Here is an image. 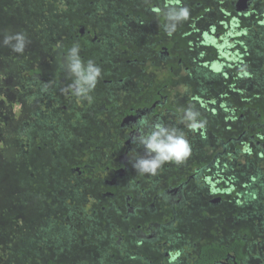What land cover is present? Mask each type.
Masks as SVG:
<instances>
[{"label": "flooded vegetation", "instance_id": "flooded-vegetation-1", "mask_svg": "<svg viewBox=\"0 0 264 264\" xmlns=\"http://www.w3.org/2000/svg\"><path fill=\"white\" fill-rule=\"evenodd\" d=\"M97 1L95 12H90L88 2L84 4L85 1L80 0L76 10L70 13L72 23L67 22L68 13L61 15L60 38H55L51 44L53 50L49 43L44 44L43 52L36 56L26 51L23 65L27 70L26 83L21 93H14V101L20 104L17 114L21 121H33L35 114L39 117L36 120L39 134L28 124L27 132L19 135L20 148L16 156L20 161L15 170L20 172L25 168L30 185L24 188L29 196L37 195L46 201V196H52L55 191L48 180H54L62 186L74 185V196L84 198L80 206L65 204L51 210L58 212L61 220L67 215L76 220L78 235L72 240H77L79 248L74 261L82 256L93 264H126V261L130 264H196L198 251L194 238L203 218L202 211L220 203V197L227 195V183L223 180L227 181L228 175L220 174L226 167L218 154L205 156L196 149L195 142L202 140H196L195 130L180 129L185 110L194 106L189 103L191 97L186 89L194 81L182 67L189 62L190 53L186 52L182 61L178 57L180 47L175 48L178 39H174V33L169 36L164 30L161 10L168 0ZM179 1L173 6L180 7ZM252 1L230 0L229 4L235 11L242 12L249 9ZM110 2H114L113 6ZM229 4L225 1L222 5ZM241 7L243 10H238ZM195 25L193 33L199 32L203 38L212 31L217 36L228 30L224 23L213 24L203 19ZM218 29L222 31L218 33ZM165 38H169L167 43L172 42L169 47L162 44ZM74 45H79L82 60H92L102 70L90 93V101L72 94L69 86L73 78L63 67L64 57ZM43 54L50 61L49 69L44 70L39 64ZM167 78L170 82H166ZM45 85L47 90H44ZM181 94L184 97L181 98ZM37 106L39 112L40 108L44 109L48 116L35 113ZM141 117L178 128L191 148L187 159L181 164L166 163L155 176L137 174L129 155L133 149L143 153V148L132 144L130 136L136 134ZM47 122L51 128L61 125V130H49L48 137L38 140ZM68 123L74 141L66 140ZM196 151L202 155L196 156ZM35 156L43 162L37 171L39 189L32 180V177L35 179L32 172ZM196 163L203 165L199 168ZM212 179L218 183L211 189L207 181L212 182ZM219 185H223L221 189ZM22 186L18 185L17 191ZM66 191L67 188L62 190L63 196ZM19 205V202L10 208L7 205L4 214L3 207L0 208L2 222L9 218L17 219L24 226L35 224V214L30 211L26 215L19 214ZM46 206L33 207L38 212ZM29 230L34 232L33 240L18 238L14 250L18 259L13 255V260L23 262L24 256L29 254L23 251L33 247L34 261L40 259L46 264L52 253L51 233L47 234L49 243L44 244L43 252L37 253L39 239L43 243L46 236L36 234L35 229ZM28 244L32 246L28 248ZM235 258L226 253L210 264H244Z\"/></svg>", "mask_w": 264, "mask_h": 264}, {"label": "trees", "instance_id": "trees-1", "mask_svg": "<svg viewBox=\"0 0 264 264\" xmlns=\"http://www.w3.org/2000/svg\"><path fill=\"white\" fill-rule=\"evenodd\" d=\"M77 1L57 0L50 10L52 18L69 14L67 22L72 23L70 13L76 10L80 0ZM84 1V4H89L92 0ZM168 1L161 10L160 19L164 23L165 10L177 0ZM180 1V7L189 9V18L177 25L173 35L175 40L178 39L175 48L180 47L178 57L183 61L185 53H190L189 62L182 65L183 71L189 73L194 81L193 85L186 86L191 97L189 103L196 109L201 100L204 104L208 101L211 106L207 111H197L198 120L204 122L203 129L207 135L196 145L200 146L202 154L210 157L218 154L226 171L231 173L227 181L223 180L228 184L227 195L220 197V203L202 211L203 218L194 238L198 251L195 263L210 264L231 253L236 257L235 261L264 264V0H253L249 9L242 12L235 11L229 4L230 0ZM225 1L229 4L227 7L222 5ZM111 3L114 2L109 3L113 6ZM237 13L241 15L239 18ZM141 16L146 19L145 15ZM202 19L213 24L224 23L228 29L239 28L242 33V37L236 36L242 58L239 64L221 66L212 46L201 47L203 42L193 31L196 30L195 23H201ZM220 31L218 29V33ZM167 39L162 44L169 47L172 42L167 43ZM200 58L203 62L199 61ZM166 82H170V78ZM202 165L198 163L197 167ZM222 186L217 187L221 189ZM199 215L196 216L198 220ZM69 232L66 230V236L57 240L50 235L55 250L46 264H69L77 257L73 243H66L67 247L61 243L76 237ZM78 259V264H93L85 257ZM41 261H35V264H42Z\"/></svg>", "mask_w": 264, "mask_h": 264}, {"label": "rangeland", "instance_id": "rangeland-1", "mask_svg": "<svg viewBox=\"0 0 264 264\" xmlns=\"http://www.w3.org/2000/svg\"><path fill=\"white\" fill-rule=\"evenodd\" d=\"M56 1L57 0H0V41L3 40L4 35L14 33L25 34L28 41L23 54L15 53L11 50V48L0 44V208L3 207L4 211L2 214H4V212L7 210L5 208L7 205H10V208L12 205L17 206L19 202L21 204L19 205L20 208L18 209L20 212L19 214L24 212L26 215L30 211L36 216L35 224H30L29 226L22 225L19 221H17V219H13L11 221V219L9 220V218H5V220H8L6 221L7 223L5 220L2 222L0 217V264H14L13 258H17L14 250L18 242V238L33 240L34 232L29 230L30 228L35 229L37 231L36 234L46 236V241L43 243L42 239H39L37 253L43 252L44 244L49 243L47 236L48 232H50L51 235L56 238V240L63 236L65 237L66 235L64 233L66 230L72 232V234L70 232L68 233L72 236L78 235L76 233L77 228L74 217L72 218L68 215L64 217L65 215H63L64 219L61 220V216H59L60 214H58V212L55 213L51 211L58 208L60 205L66 204L69 207H74L72 205L77 204L80 206L82 204L84 198L74 196L76 192L74 185L68 183L67 186H62V184L59 182L56 183L54 180H48V182H50L51 188L55 189V191L53 192L54 194L52 196H46L45 201L44 199H40L37 195L29 196V192L25 190V188H28L30 185L27 182L25 168L23 167L20 172L15 170V168H17V163L20 161V158L17 157L18 155L16 156V153L19 152L20 148L18 145L19 135H23L27 132L28 124H30V128L34 126L36 133L39 134V125L36 121L39 117H37L35 114V120L28 122L26 119H23L21 121V119L18 118V112L20 111L21 107L18 101H14L16 97L14 93H21L22 87L26 83L24 82V76L26 77L27 70L26 67L23 68V65L25 64L26 51L29 50L32 56H36L38 53H41V51L43 52L44 44L50 43L51 45L54 43L55 38H60L59 36L62 27L60 24L61 15L57 17L55 16L56 19H53L51 14L52 12L50 11L52 10V4H55ZM97 2V0H92L91 3L88 4V9L90 12H95L94 9H96L97 5L95 6L94 4ZM189 2L191 4L192 1ZM95 16H97V14ZM195 34L199 41L204 43H202L204 48L212 46L215 49L217 61H221V66L227 65L229 67H233L234 65L239 64L242 60L240 55L241 50L236 39V36L242 37V33H240V30L237 26L230 27L225 33L219 35L217 34V36L214 35V31H212L209 36L204 38L199 35V32H195ZM201 35L203 34L201 33ZM51 47L53 50L54 45H51ZM10 51L12 52L7 54V52ZM50 55L52 60H54L55 58L52 56V54ZM200 61L202 62V58H200ZM39 64L43 65L42 68H44V70L50 68V61L48 60L46 54H43V57H41V60H39ZM19 96L21 97V95ZM182 97L183 96H181V98ZM181 98L179 99L180 103ZM205 99L206 97L203 100L205 101ZM198 104V109L194 107L195 111H207L209 110L208 107H211L208 101H206V104H204L201 100L198 102ZM40 110L41 111L39 112L37 106L35 113L37 112L39 114L48 116L46 110L41 108ZM200 114H202V112H200ZM15 118H17L16 123L14 121ZM169 124L171 125V122ZM186 127V124L182 123L180 129L183 130ZM55 128L61 130L59 129L61 128V125L55 124L51 128L47 122L44 133L37 139L40 140V138L48 137L50 135L49 130L55 131ZM71 130L72 128L70 123H68L66 136L67 141H74V134H72ZM196 130L199 131V133L201 132L204 134L202 131L203 129L198 128ZM1 146L4 147V149H2ZM195 155L200 156L197 151ZM205 156H207V154H205ZM30 163L32 164L33 162ZM40 163L43 162L38 159V156H35V164H33L35 166V171H32L34 172L35 179L32 177V180L35 181V186H37V188L39 187V184H37V182H39L37 181V171L39 170ZM220 174L222 177L231 175V173L226 171V169H223ZM19 176H21V179ZM207 182L208 187L211 189L216 187V184L218 183V181H214V179H212V182L209 180ZM21 184H23V186ZM18 185L22 186L19 188V191H17ZM65 188H67L65 193L66 196H63L64 194L62 190H65ZM30 193L32 194V192ZM29 203L32 205V207L29 206ZM42 204L43 206L47 205L45 210L42 209L40 211L39 209L38 212H35L33 206L37 207L41 206ZM63 212L66 211L63 209ZM72 216L74 215L72 214ZM43 231L46 233H43ZM61 243L66 247V243H68L71 245L74 244V247L77 249L79 248L77 240L74 242L71 238H67ZM52 245L53 244H51V252L55 250V246L53 248ZM31 246L32 244H28V248ZM66 247L64 251H66ZM31 248L23 251L29 253L27 256H24V262H19L16 260L15 264H35V257ZM18 252L20 251L18 250L17 253ZM13 255L15 256L13 257ZM78 262L79 261L73 260L69 261L68 263L78 264ZM125 263L130 264L128 261Z\"/></svg>", "mask_w": 264, "mask_h": 264}, {"label": "clouds", "instance_id": "clouds-1", "mask_svg": "<svg viewBox=\"0 0 264 264\" xmlns=\"http://www.w3.org/2000/svg\"><path fill=\"white\" fill-rule=\"evenodd\" d=\"M166 23L164 30L171 36L177 25L189 18L187 7L169 6L164 13ZM27 38L23 33L6 34L0 44L11 48L18 54H23ZM64 69L73 78L69 86L74 96L84 100H91L90 93L95 89L101 77V68L92 60L85 62L80 56L79 45L69 48L64 57ZM44 90H47L45 85ZM199 113L189 107L185 110L181 122L189 129L196 130L204 127V122L198 120ZM142 129V130H141ZM132 144L142 147L143 153L131 150L129 162L136 173L155 176L166 163L181 164L191 153L188 140L182 132L162 121L149 122L141 117L138 121L136 134L130 136Z\"/></svg>", "mask_w": 264, "mask_h": 264}, {"label": "crops", "instance_id": "crops-1", "mask_svg": "<svg viewBox=\"0 0 264 264\" xmlns=\"http://www.w3.org/2000/svg\"><path fill=\"white\" fill-rule=\"evenodd\" d=\"M201 129H203V128H201ZM202 131L204 132L205 135H204L203 133H201V132L199 133V131H196V130H195V135H196V137H197L196 140H199V137L201 138V140H204V139L206 138L205 136L207 135V133L205 132L204 129H203ZM202 134H203V135H202ZM201 135H202V136H201ZM196 143H197V142H195V144H196ZM199 147H200L199 145H196V149H199Z\"/></svg>", "mask_w": 264, "mask_h": 264}, {"label": "water", "instance_id": "water-1", "mask_svg": "<svg viewBox=\"0 0 264 264\" xmlns=\"http://www.w3.org/2000/svg\"><path fill=\"white\" fill-rule=\"evenodd\" d=\"M242 1H244V0H242ZM238 10H240V11H241V10H243V9H242V7H241V8H239Z\"/></svg>", "mask_w": 264, "mask_h": 264}]
</instances>
